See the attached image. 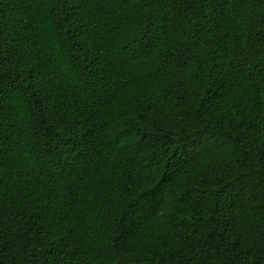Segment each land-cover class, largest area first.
<instances>
[{
	"label": "trees",
	"instance_id": "1",
	"mask_svg": "<svg viewBox=\"0 0 264 264\" xmlns=\"http://www.w3.org/2000/svg\"><path fill=\"white\" fill-rule=\"evenodd\" d=\"M210 14L201 0H90L74 32L51 0H0V43L14 53L4 69L21 90L41 85L14 95L0 122V264H251L264 254V78L209 89L213 65L248 59L234 57L247 43L241 14L226 8L209 25ZM149 23L177 28L169 35L192 47L188 63L159 74L132 58ZM196 135L207 137L204 156L171 171L157 204L145 196L121 238L127 205Z\"/></svg>",
	"mask_w": 264,
	"mask_h": 264
},
{
	"label": "snow or ice",
	"instance_id": "2",
	"mask_svg": "<svg viewBox=\"0 0 264 264\" xmlns=\"http://www.w3.org/2000/svg\"><path fill=\"white\" fill-rule=\"evenodd\" d=\"M51 2L54 10L56 6H60L61 12L67 14L69 27L75 32L81 26L80 20L82 17L80 13L83 11L84 5L90 3V0H51ZM120 2L125 3L127 0H120ZM201 3L206 4L211 9V14L202 18L209 25H215L218 19H222L226 8L241 14V19L247 22V35L242 36L247 43L241 51L234 54V57L244 54L248 59L238 60L225 57L221 63L213 65V76H219L220 79L210 84L209 89L220 92L225 81L229 82V86H231L232 82L237 79L242 82L245 79L264 78V58H261L262 53H264V14L255 11L260 5H264V0H201ZM177 31L176 27H166L165 24H162L160 29L154 30L149 23L143 29L141 44L138 48L133 49L132 58L151 59L158 65L159 74L166 73L173 67L176 69L182 68L192 58L194 52L190 46L179 48L177 45L172 44V37L169 34H176ZM169 45L171 46L169 47ZM11 55H14V53H11L10 47L0 43V122L7 118V113L10 111L9 104L14 95L27 96L29 93H33V90H38L41 87L38 82H34L26 90H21L17 78L12 77L11 72L4 69L6 63H13ZM213 59L221 60L218 56H214ZM249 64H251V67L247 68ZM244 68H247V71H244ZM81 71H87V66ZM36 94L42 95V92ZM146 139H149V143H152L150 138L146 137ZM162 143H172V141L165 138ZM221 147V145H217L214 150L218 151ZM206 149H208L207 137L200 135L185 138L176 145L168 159L163 162L164 167L161 169L159 186L152 192L142 195L135 202L128 204L123 211L121 221L115 226L117 230L121 231V238L131 231L125 225L140 211L141 200H145V196H147L150 197V200L146 202L157 204L164 199L162 190L171 180V171L175 170L178 173L194 160L204 156ZM156 166L160 167L159 161ZM239 166L237 165V167ZM242 189L243 183L241 181ZM225 191H228V189L225 188ZM238 194L239 190H233V194H230L229 198L234 200V196ZM229 249L235 251L231 245H229ZM203 254V252L200 253V255ZM252 255L251 264H264V254L254 252ZM67 264H72L71 257L67 258ZM230 264H235V260L230 261Z\"/></svg>",
	"mask_w": 264,
	"mask_h": 264
}]
</instances>
